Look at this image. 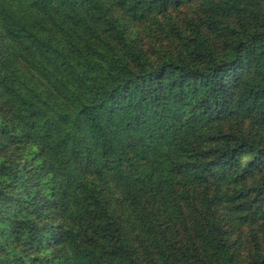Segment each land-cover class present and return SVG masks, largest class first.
<instances>
[{
  "label": "trees",
  "instance_id": "trees-1",
  "mask_svg": "<svg viewBox=\"0 0 264 264\" xmlns=\"http://www.w3.org/2000/svg\"><path fill=\"white\" fill-rule=\"evenodd\" d=\"M0 264H264V0H0Z\"/></svg>",
  "mask_w": 264,
  "mask_h": 264
},
{
  "label": "rangeland",
  "instance_id": "rangeland-1",
  "mask_svg": "<svg viewBox=\"0 0 264 264\" xmlns=\"http://www.w3.org/2000/svg\"><path fill=\"white\" fill-rule=\"evenodd\" d=\"M188 13L189 10L186 7H183L181 11H172V16L175 18L177 23L180 24Z\"/></svg>",
  "mask_w": 264,
  "mask_h": 264
}]
</instances>
